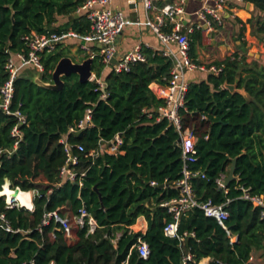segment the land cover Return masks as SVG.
<instances>
[{"label":"trees","instance_id":"16d2710c","mask_svg":"<svg viewBox=\"0 0 264 264\" xmlns=\"http://www.w3.org/2000/svg\"><path fill=\"white\" fill-rule=\"evenodd\" d=\"M83 1L0 0V86L11 53L27 51L24 35L66 32L68 26L80 35L89 30L86 16L74 17ZM243 1L261 12L248 22L253 34L264 39V0ZM61 15L70 16L67 25L51 28ZM56 49L40 55L43 82H51L56 63L66 56ZM141 51L145 61L119 73L104 70L99 58H93L92 72L103 81V90L94 80L80 82L76 74L62 76L58 91L35 83L30 73L15 78L11 107L20 104L26 123L13 150L11 129L17 121L0 108V190L7 178L10 188L37 194L32 210L6 208L0 196V210L14 230L0 229V264H183L187 254L191 259L185 264H197L204 257L212 258L210 264H249L251 249L262 247L264 219L240 197V186L264 196V67L254 58L248 62L246 53L235 52L214 62L222 65L220 73L189 81L178 113L181 127L197 139L195 160L188 167L204 174L191 179V189L199 203H224L228 218L225 229L193 206L180 216L177 235L170 237L163 228L173 216L160 203L178 198L175 181L182 176L183 159L175 127L165 118L157 119L163 101L151 85L166 84L173 63L151 49ZM234 83L237 91L225 87ZM87 108L89 125L69 133ZM116 133L121 134V152L88 155L99 141H109ZM62 135L84 149L73 148L80 158L77 168L85 171L81 186L59 178L66 159L59 143ZM233 159L237 179L221 188L215 180L228 173ZM82 204L98 224L93 233L72 221ZM51 211L69 220L68 232L53 218L41 225L44 213ZM139 216L147 221L144 234L129 229ZM232 236L238 239L231 242ZM138 237L148 245L146 258L136 250Z\"/></svg>","mask_w":264,"mask_h":264},{"label":"built area","instance_id":"2783aa9c","mask_svg":"<svg viewBox=\"0 0 264 264\" xmlns=\"http://www.w3.org/2000/svg\"><path fill=\"white\" fill-rule=\"evenodd\" d=\"M208 1V0H207ZM216 7L203 5L196 14L203 20L206 26H210L211 19L218 24H221L222 18L218 9H221L224 0H213ZM240 1V0H235ZM112 0H84L78 6L75 13H84L90 22L89 30L81 35L83 44L81 47L85 51H91L90 44H97L100 46L98 54L91 53L90 57H98L99 61L103 63L104 68H110L115 73L128 71L130 66L135 62H144L145 55L141 51V47H136L131 51L126 52L121 57L116 56V41L118 36L126 23L125 18L120 10L111 8ZM143 7L149 12L146 17L145 23L151 31L158 37V39L165 45L174 44L176 51H167L164 55L172 60V68L170 70V77L168 82L164 84V93L162 96V104L157 107V119L165 118L172 124L179 135L178 144L181 148V156L183 159L182 176L175 181V185L179 190L178 198H173L168 201L160 203L161 206L167 208L168 212L172 214L173 221L164 226L163 232L165 235L174 237L177 235V227L180 216L184 211L190 207H200L205 215L214 217L218 223L226 229L225 220L228 218V211L224 208V203L216 204L211 199L204 202H197L192 189L191 179L195 177H204L200 171L191 170L188 163L195 160V144L196 137L189 129H183L180 124L179 109L184 106L185 94L187 91L188 82L185 78V72H200L204 74H218L222 70V65L215 63H198L194 61L189 54V39L188 32L184 30L183 19L185 11L183 4L185 0H177L174 3H167L160 8H156L151 0H141ZM78 33L73 30L66 32H49L38 34L30 33L23 36L24 43L27 51H20L11 53L5 63L7 71V78L0 86V108L6 113L13 115L16 119V124L11 129V136L14 138L13 150L18 146L22 138L20 126L26 123V116L19 109L20 104L16 108H12V101L14 95V80L21 75L25 67H33L38 73L43 71V65L40 61V55L43 52H52L56 49L57 45L69 37H77ZM114 59V61H113ZM90 80H94L99 85V89L103 90V81L100 77H96L92 72ZM152 86V85H151ZM105 97L103 92L102 98ZM91 119V109L85 110L84 117L75 125L68 129V132H75L76 130L83 129L89 125ZM59 143L63 145L66 159L63 165L59 168V178L61 181L77 182L79 186L82 185V177L85 175L84 170H79L77 165L80 158L73 148L79 151H84L81 145H72L69 143L67 136L62 135L59 138ZM122 143L120 133H116L109 141H99L98 146L88 151V155L96 158L100 153L115 154L121 152L119 147ZM11 152V151H10ZM9 152V153H10ZM227 174H221L216 178V184L224 188V180ZM61 183V182H60ZM154 181L151 185H155ZM10 188V187H9ZM19 190V187H15ZM15 188H11L14 191ZM242 190L241 198L249 201L254 208L259 209L261 219H264V196L262 194H251L249 188L240 186ZM23 191V190H22ZM51 190H49L50 192ZM31 194L30 206L22 205L18 200L8 201L4 195L5 207H25L29 210L33 209V198L37 194L36 190L27 191ZM59 222L61 228L66 232L70 229L68 219H63L58 216L56 211L45 212L41 225L49 223L50 219ZM72 221L79 227H87V234L93 233L98 228V224L94 216L82 204L77 212L73 215ZM130 227V226H129ZM0 229L8 232H13L9 220L6 218L3 211L0 210ZM136 250L139 256L146 258L149 254L147 243L137 238ZM191 259L190 255L185 256V260ZM30 264H33L32 262ZM50 264H53L52 262ZM216 264H222L221 261H216Z\"/></svg>","mask_w":264,"mask_h":264},{"label":"crops","instance_id":"0c3cea01","mask_svg":"<svg viewBox=\"0 0 264 264\" xmlns=\"http://www.w3.org/2000/svg\"><path fill=\"white\" fill-rule=\"evenodd\" d=\"M176 1L151 0L156 8ZM205 4L213 8L216 7L213 0H185L183 4L185 11L184 30L189 31V46L193 56L191 58L198 63L207 64L222 61L227 56L238 52L241 55L246 53L248 62L254 58L264 67V39L253 34L251 24L248 22L253 16L261 14L254 4L243 0H224L222 8L218 9L222 18L221 24L213 21L210 15H207L208 19L211 20L210 26H206L196 14V11ZM110 6L113 9L120 10L126 21L115 44L118 58L136 47L151 49L165 57H168L164 55L165 52L176 51L174 44L165 46L145 23L149 12L143 7L141 0H112ZM80 16H85V14L82 12L74 14V17ZM69 19L70 16H57L50 27L56 29L59 26L67 25ZM67 30H71L70 26ZM82 44L81 35L78 34L77 37H69L59 43L56 50L71 57L73 61H81L86 57H90L91 53L98 54L100 50L99 45L90 44L91 51H85L81 47ZM23 72L30 73L33 77L38 75V72L30 66L26 67ZM204 75L200 72H185L188 83L200 79ZM151 91L156 98L162 99L164 84L153 83ZM129 229L132 232L144 234L147 230V221L144 216H139L130 225ZM237 237L232 236L230 241L235 242L238 239ZM249 255V264H264V241L262 247L252 248ZM211 261V257H204L197 264H210Z\"/></svg>","mask_w":264,"mask_h":264},{"label":"water","instance_id":"95a60500","mask_svg":"<svg viewBox=\"0 0 264 264\" xmlns=\"http://www.w3.org/2000/svg\"><path fill=\"white\" fill-rule=\"evenodd\" d=\"M114 61V59H113ZM92 64L93 58L86 57L81 61H73V59L69 56L61 57L58 62L56 63L53 71H52V80L51 82H43L41 81L39 74L33 77V81L43 87L58 91L63 86V81L61 79L62 76H67L70 74H76L80 82H86L91 79L92 76ZM26 72H22L21 75H26ZM226 88L231 91H237L236 84H226ZM240 91V90H238ZM234 167H235V159H233L231 166L229 167L227 176L224 180V185L226 186L230 181L237 179L234 175ZM7 185L10 187L9 180L6 178L5 183L0 190V196H4L3 188ZM17 189L15 188L13 191V197L15 196V192ZM238 238V237H237Z\"/></svg>","mask_w":264,"mask_h":264},{"label":"bare ground","instance_id":"6f19581e","mask_svg":"<svg viewBox=\"0 0 264 264\" xmlns=\"http://www.w3.org/2000/svg\"><path fill=\"white\" fill-rule=\"evenodd\" d=\"M5 189V192H3L8 201H12V200H18L22 205H26V206H30L31 202H30V198H31V194L27 191H22L21 189L17 190L14 194L15 196L13 197V190H11V188H9L7 185L4 186L3 190ZM10 198V199H9Z\"/></svg>","mask_w":264,"mask_h":264},{"label":"rangeland","instance_id":"374dc122","mask_svg":"<svg viewBox=\"0 0 264 264\" xmlns=\"http://www.w3.org/2000/svg\"><path fill=\"white\" fill-rule=\"evenodd\" d=\"M32 73V72H31ZM32 75V74H31ZM32 191V190H31ZM3 192H5V189L3 190Z\"/></svg>","mask_w":264,"mask_h":264}]
</instances>
